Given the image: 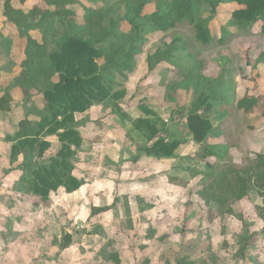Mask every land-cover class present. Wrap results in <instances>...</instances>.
Returning <instances> with one entry per match:
<instances>
[{"label":"rangeland","instance_id":"rangeland-1","mask_svg":"<svg viewBox=\"0 0 264 264\" xmlns=\"http://www.w3.org/2000/svg\"><path fill=\"white\" fill-rule=\"evenodd\" d=\"M11 1L25 13L39 4L36 0L25 4ZM232 10L233 5H222L210 22L215 39L210 45L198 43L194 30L187 24L152 37L144 53L137 57L135 70L119 81L125 95L116 103L124 118L115 114L113 101L93 107L85 115H75L82 122L78 129L84 140L76 150L73 174L83 182L77 192L68 194L64 189L53 192L46 207H35L39 199L18 193L17 182L9 176L12 171L3 169L10 152L5 142L8 134L0 127V264H115L110 259L115 255L121 264H177L192 257L206 264H253L251 256L264 264V236L257 238L247 259L242 260L239 238L247 228L238 215H225L208 224L204 202L195 193L202 189L201 178L206 171L198 154H204L206 149L225 157L231 143L230 155L221 165L230 164L240 170L264 154V116L260 112L239 111L231 117L226 115V106H237L245 95L264 96V63L258 64V57L264 52V36L257 29L253 35L230 28L233 35L224 44H218L221 25L231 20ZM152 11V5L146 8V12ZM78 15L77 22L81 23L80 8ZM7 26V37L13 42L8 51L0 39V68L7 76L6 81H12V76L21 71L20 58L26 39L15 27ZM127 29V25L122 27ZM31 34L42 40L37 29ZM178 35L197 59L196 63L179 61L183 66L179 64V69L172 66L168 73L166 82L181 83L176 92L180 109L176 110L166 100L161 83L165 65L150 73L146 60L151 50ZM103 63V59L99 60L100 65ZM223 69L228 70V81L219 91L218 79ZM211 89H217L221 97L215 100L209 97ZM20 98V93L15 94L12 106H19L16 102ZM261 103L264 105V100ZM204 104L210 106L205 115L211 120L212 129L205 142L197 144L186 124L189 112H201ZM213 106L226 111L212 114ZM139 119L154 122L166 142L180 140L173 156L157 158L138 152V145L146 142L142 134L132 130ZM46 140L52 143L47 156L59 152L61 145L57 137ZM136 154L139 160L132 163ZM18 162L16 167L22 160ZM208 162L214 165L217 159L209 157ZM193 171L199 175L188 188L170 186L169 178L182 176L190 180L187 175ZM105 206L113 209L91 217L93 207ZM238 207L250 232L264 229L257 210L264 207V193L258 186L251 188ZM193 214L197 217L191 223ZM65 234L72 236V245L61 251L54 241L61 242Z\"/></svg>","mask_w":264,"mask_h":264},{"label":"trees","instance_id":"trees-1","mask_svg":"<svg viewBox=\"0 0 264 264\" xmlns=\"http://www.w3.org/2000/svg\"><path fill=\"white\" fill-rule=\"evenodd\" d=\"M19 1L25 4L29 0ZM38 3L28 13L16 9L11 0L4 3L3 15L7 25L15 27L26 39V44L20 58L21 71L14 78V85L7 87L0 97L2 114L12 113L20 107L12 106L14 87L21 91V102H16L17 105L23 103L24 108L28 107L36 98H40L43 104L42 110L30 106L18 123L17 131L5 137V142L11 145L8 158L12 168L9 171L21 173L15 182L16 190L23 196L39 199L35 207L48 206L51 193L60 189L72 194L82 188L83 182L73 174L76 150L84 142L78 129L82 122L77 121L75 115L85 114L93 107L113 101L115 114L124 118L125 115H122L116 103L123 100L125 95L119 81L125 80L127 73L135 70L137 57L144 53L151 38L157 33H167L187 24L194 30L198 43L210 45L215 39L209 24L222 5L230 4L233 5L231 20L221 25L222 36L217 40L218 44H224L233 35L230 28L253 35L257 29L264 36V0H86V3L81 0H38ZM151 5L153 11L146 12V8ZM78 8L83 11L81 23L77 22ZM124 25L128 26L127 30H122ZM33 29L42 35L41 43L31 34ZM0 39L10 51L13 42L11 38L0 35ZM101 59L104 63L100 65ZM196 59L195 54L188 50L187 42L179 35L148 54L146 63L150 73L158 70L160 65H165L161 83L165 88L166 100L176 110L180 109L176 92L181 83L166 82L168 73L172 66L178 69L179 64L183 66V62L179 61L190 60L196 63ZM259 63H264V52L258 57ZM188 69L191 70L190 67ZM228 74V70L223 69L218 79L219 91L227 83ZM184 80H188L187 75ZM218 90L211 89L209 97L213 100L221 97L218 96ZM262 100L264 96L255 98L245 95L237 106H226V115L231 117L235 111H239L244 114L260 112L264 116ZM207 105L201 106V112L188 114L186 127L197 144L204 143L212 129L211 120L205 115L210 108ZM225 109L213 106L211 113L216 114ZM33 114L39 119L38 122L30 119ZM134 129L146 139L145 144L138 145L140 154L170 158L180 146V140L166 142L162 131L148 119L135 121ZM48 137H57L61 145L59 152L52 156H47L52 148V143L46 140ZM230 144L224 153L225 157L207 149L204 154H198L206 171L201 178L202 189L195 193L204 202L208 224L225 215H238L239 221L247 228L239 238V254L242 260H246L257 238L264 236V229L257 233L250 232L238 204L255 186L264 193V154H259L255 161H250L241 170L230 164L222 166L225 158L230 155ZM20 157L22 164L13 168ZM209 157H215L217 162L210 164ZM138 160L139 155L136 154L132 163ZM188 174L190 180L182 176L171 177L169 183L188 188L191 180L199 173L194 174L193 171ZM112 209V206L93 207L91 217ZM257 210L264 222V215H261L264 207ZM195 215H191L189 222L196 219ZM54 245L65 251L72 245V236L65 234L61 242L55 239ZM110 259L115 264H121L118 255ZM250 261L261 264L255 256H251ZM177 264L206 262L192 257L188 261H178Z\"/></svg>","mask_w":264,"mask_h":264},{"label":"crops","instance_id":"crops-1","mask_svg":"<svg viewBox=\"0 0 264 264\" xmlns=\"http://www.w3.org/2000/svg\"><path fill=\"white\" fill-rule=\"evenodd\" d=\"M36 1L38 2V0H36ZM1 2L3 3V5H2V7L0 6V35L4 36L5 38H9V37H7L8 32H7V29H6V26H7L6 18L3 15V12H4V7H3L4 6V0H2V1L0 0V4H1ZM28 2H32V0H29L26 3H28ZM36 40L39 43H41V40H39V39H36ZM16 73H17L16 76H18V74L20 73V70L17 71ZM15 77L12 76V81H6L7 76L3 72V70H1V68H0V97L3 96V94L5 92V89L7 87H9L11 85H14V81L13 80H14ZM20 92L21 91L18 89V87L17 88L14 87L13 91H12L13 98L15 99V94L20 93ZM35 100L36 99H34L29 105H27L28 107H25V108L23 107L24 105H22L23 103H20V105H19L20 107H18L17 110L12 112V113H7V114L0 113V127L5 129L4 132H6V134L13 135L17 131L18 123L24 118V111L25 110L27 111V109L30 108V106H33L34 108L36 107L37 110H42L43 109V107L42 108L40 107V106H43L41 99H40V101L38 100L37 102H35ZM18 101L21 102V98ZM23 108H24V110H23ZM90 111H88V112H90ZM87 113H85V114H87ZM85 114H79V115H85ZM30 119L33 120V121L39 120L37 117H34V115H31ZM6 147H9V149H10L11 145L8 144ZM19 159L22 160V157H20ZM16 165H17V163L13 166V168H15ZM11 168H12V166L10 165L9 161L7 163V166L3 167L4 170L11 169ZM20 174L21 173L19 171H14V172L10 173L9 176L13 177V180L16 182L17 179L20 177ZM170 186L172 188H176V187H174V185H170Z\"/></svg>","mask_w":264,"mask_h":264}]
</instances>
